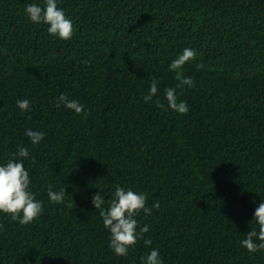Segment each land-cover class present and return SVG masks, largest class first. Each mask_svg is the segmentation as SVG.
<instances>
[{
	"label": "trees",
	"instance_id": "16d2710c",
	"mask_svg": "<svg viewBox=\"0 0 264 264\" xmlns=\"http://www.w3.org/2000/svg\"><path fill=\"white\" fill-rule=\"evenodd\" d=\"M31 2L0 0V162L28 148L43 212L25 225L0 213V264H141L153 247L164 264H264V249L239 244L264 198V0H60L68 40L27 19ZM185 47L197 51L178 70L191 88L168 68ZM154 78L187 114L144 101ZM61 93L86 114L57 107ZM27 128L44 139L32 145ZM117 184L159 202L138 214L149 232L126 256L92 204L101 191L107 207Z\"/></svg>",
	"mask_w": 264,
	"mask_h": 264
},
{
	"label": "clouds",
	"instance_id": "9594fccd",
	"mask_svg": "<svg viewBox=\"0 0 264 264\" xmlns=\"http://www.w3.org/2000/svg\"><path fill=\"white\" fill-rule=\"evenodd\" d=\"M59 3L60 0H32L31 3H26L24 13L30 22L47 25V32L50 35L68 40L73 36L74 22L66 14L65 9L58 6ZM196 55L195 48H183L168 64L169 70L177 71L178 78H180L178 70L187 61L194 59ZM201 66L198 65V67ZM194 83L190 76L180 78V85H187L191 88ZM158 90L159 81L154 78L148 92L143 96L144 101L150 102L156 97L157 108L171 109L180 114L188 113V103L178 98L176 87L164 88L163 95L166 103L161 102L157 96ZM16 104L19 109L28 110L30 100L27 98L18 99ZM56 104L57 107L63 105L67 109L74 110L76 114H86L87 112L84 104L76 99H70L64 93L56 98ZM24 135L29 138L32 145H38L44 139L45 133L42 130L27 128ZM28 158V148L17 145L15 150L7 153L6 159L0 162V213L9 214L13 221H17L21 225L31 223L43 212V201L36 198V193L30 187V172L25 167V160ZM46 191L50 202H63L65 188L55 190L52 184H48ZM105 201L101 191L93 193L92 204L95 209H100L103 226L110 234L108 247L117 256H126L142 234L149 232L148 224L138 227V214L141 211L146 215L151 214L154 208L159 207V202L155 201L150 207L146 206L147 194L145 192L131 187L124 188L119 184L115 185L107 207H102ZM249 223L253 226L245 238L239 241V244L251 253L264 249V198H261L255 207L253 218ZM151 243L150 239H144L146 246ZM140 259L141 264H164L159 249L155 247Z\"/></svg>",
	"mask_w": 264,
	"mask_h": 264
}]
</instances>
